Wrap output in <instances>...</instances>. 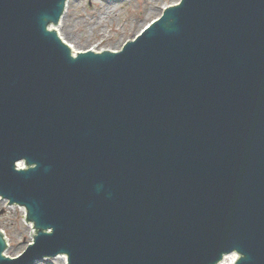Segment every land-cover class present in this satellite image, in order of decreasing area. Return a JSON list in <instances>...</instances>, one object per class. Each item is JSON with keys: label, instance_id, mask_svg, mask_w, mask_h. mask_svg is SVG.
<instances>
[{"label": "water", "instance_id": "1", "mask_svg": "<svg viewBox=\"0 0 264 264\" xmlns=\"http://www.w3.org/2000/svg\"><path fill=\"white\" fill-rule=\"evenodd\" d=\"M67 1L0 0V195L38 232L13 258L0 230V264H264V0L77 56Z\"/></svg>", "mask_w": 264, "mask_h": 264}, {"label": "rangeland", "instance_id": "2", "mask_svg": "<svg viewBox=\"0 0 264 264\" xmlns=\"http://www.w3.org/2000/svg\"><path fill=\"white\" fill-rule=\"evenodd\" d=\"M179 1L70 0L69 9L56 29L60 28L62 37L73 44L75 51L93 48L116 50L151 20L161 16L165 7ZM25 215L26 209L9 205L0 197V228L11 244L7 255H20L32 242V223L26 220ZM36 264L65 262L61 257H56Z\"/></svg>", "mask_w": 264, "mask_h": 264}, {"label": "bare ground", "instance_id": "3", "mask_svg": "<svg viewBox=\"0 0 264 264\" xmlns=\"http://www.w3.org/2000/svg\"><path fill=\"white\" fill-rule=\"evenodd\" d=\"M69 5H70V0L68 1V3H67V7H66V10H68L69 9ZM60 24V23H59ZM59 24H57V25H55V27L53 28L57 33H59V35L62 37V33H61V31H60V28H57L56 29V27L59 25ZM59 31V32H58ZM63 38V37H62ZM64 39V38H63ZM66 41V40H65ZM66 43L68 44V45H70L71 46V48L75 51V49H74V46H73V44L70 42V43H68L67 41H66ZM76 52V51H75ZM63 256H66V255H63ZM234 256H236L235 254H234ZM63 260H64V262H65V264H66V260H67V258L66 257H61ZM235 257H233V259H232V262H230V264H233L234 263V261H235ZM221 264H225V262L224 263H221Z\"/></svg>", "mask_w": 264, "mask_h": 264}]
</instances>
